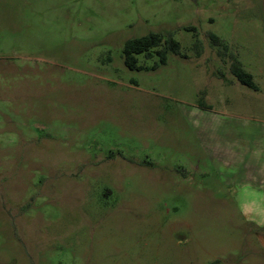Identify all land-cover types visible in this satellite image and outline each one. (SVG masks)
<instances>
[{
	"label": "rangeland",
	"instance_id": "rangeland-1",
	"mask_svg": "<svg viewBox=\"0 0 264 264\" xmlns=\"http://www.w3.org/2000/svg\"><path fill=\"white\" fill-rule=\"evenodd\" d=\"M155 30L182 54L129 68ZM261 111L264 0H0V264L264 261L204 129Z\"/></svg>",
	"mask_w": 264,
	"mask_h": 264
},
{
	"label": "crops",
	"instance_id": "crops-1",
	"mask_svg": "<svg viewBox=\"0 0 264 264\" xmlns=\"http://www.w3.org/2000/svg\"><path fill=\"white\" fill-rule=\"evenodd\" d=\"M257 84L259 89H250L259 93L261 85L259 82ZM235 85L243 84L237 80ZM236 117L227 121L218 118L215 121H205L204 129L207 132L205 145L214 157L216 167L220 168L219 174H222V178L227 182L242 210L262 228L264 226V111L252 115L237 114ZM198 170L207 173L206 169L203 171L198 167ZM258 238L264 246V236L258 233ZM256 257L254 261L256 264H264V261L259 259L261 256L256 255Z\"/></svg>",
	"mask_w": 264,
	"mask_h": 264
},
{
	"label": "trees",
	"instance_id": "trees-1",
	"mask_svg": "<svg viewBox=\"0 0 264 264\" xmlns=\"http://www.w3.org/2000/svg\"><path fill=\"white\" fill-rule=\"evenodd\" d=\"M194 35L196 38L194 46L197 47L200 45L201 40L196 33ZM208 35L211 39V43L217 47L220 55H224L228 52L229 45L224 39L212 31H210ZM159 46H162V48L158 49L157 53L162 62L166 61L168 52L182 54L181 43L174 37L172 31L155 30L139 37L130 38L125 42L123 54L126 65L132 69L141 68L142 65L138 64L137 56L139 54H145L150 58L152 57L153 49ZM229 57L231 58L230 71L236 79L249 88L259 89L254 74L244 67L239 57L232 52L229 53Z\"/></svg>",
	"mask_w": 264,
	"mask_h": 264
}]
</instances>
